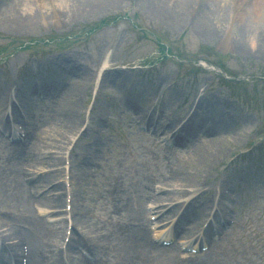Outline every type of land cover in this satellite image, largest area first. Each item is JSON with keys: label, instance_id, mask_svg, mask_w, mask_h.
Listing matches in <instances>:
<instances>
[{"label": "rangeland", "instance_id": "1", "mask_svg": "<svg viewBox=\"0 0 264 264\" xmlns=\"http://www.w3.org/2000/svg\"><path fill=\"white\" fill-rule=\"evenodd\" d=\"M226 1L233 11L225 16L224 23L211 22L209 33H204L197 27L200 5L195 0H190L181 22L175 25L150 14L144 7V0H109L102 4L91 0H0V49L9 38L25 40L56 33L64 35L69 31L72 34L103 17H110L108 24L91 31L90 36H81L80 32L75 41L62 46L67 48L53 49L48 55H31L27 50L10 55L4 63L3 59L0 60V97L9 94L8 88L19 85L16 81L11 82L10 71H19L18 81L23 84H33L37 80L31 75L33 73L45 81H57L59 78L63 83L52 103L40 107L48 110V115L41 121L40 132L32 140L30 150L23 147L7 159L5 150H0V237H3L2 230L9 231L10 226L26 236L21 220L18 221L25 211L24 223H29L30 217H36L44 226L52 225L46 222L44 214H40L42 208L52 207L56 210L52 215L66 217L68 223H74L79 217L78 212H83L82 218L96 226L98 236L94 237L95 244L104 247L108 228L105 218L110 211L103 189L107 187L105 180L116 157L124 152L123 180L127 195L130 193L133 199L141 200L157 187L161 190L155 191V196H160L158 199L161 201L193 197L187 208L190 211L198 207L199 210L190 213L187 219H182L183 215L180 217L185 224L181 227L183 238L194 239L203 222L215 217L213 213L227 221L222 205L216 207L213 202L219 179L226 177L224 184L229 186L226 191L236 195L233 223L226 222L225 234L209 244L206 256L199 263L264 264V0ZM216 2L207 0L209 6ZM244 4L261 10L254 25H250L255 19L252 15H248L249 22L244 16V19H238L234 8H243ZM19 8L21 12H18ZM17 12H33L31 23L22 24ZM166 46L169 47L168 54L165 53ZM61 64L68 68L66 71L70 75L59 73V76L45 67L61 68ZM40 66L44 68L35 70ZM105 67L108 70L104 71ZM100 71L103 74L99 78ZM29 94L31 96L33 92ZM159 97L162 102L156 105L155 100ZM66 101L76 115L71 131L57 123L65 118L63 103ZM0 111L3 113V108ZM158 112L161 114L157 115ZM152 119L159 125L158 134L167 132L162 133L163 129H172L176 136L182 135L184 128L189 132L185 147L178 154L168 151L165 154L169 156L164 161L147 160L159 149L151 135H146L141 129ZM201 124L203 133L198 130L190 132ZM201 135L204 136L201 142L213 137L214 144L221 145V153L215 155L212 151L203 155L209 161L197 164L195 155L201 145ZM144 136L153 144L145 142ZM96 137L101 141L97 156L94 155L96 162L82 170L79 165H82L81 161L92 158V143ZM37 141L38 145L33 146ZM127 142L130 145L124 151L121 148ZM205 144L209 145V142ZM30 152L34 158L53 156L55 161L56 156H60V160L41 162L36 166L28 157ZM14 158L16 161L10 169L7 160ZM170 168L181 176H172ZM40 173L52 174L44 182L49 189L56 187L49 196L60 194L57 204L41 205L37 201L40 197L37 187L33 183L28 187V177L35 176L37 180ZM81 177L86 178L82 185L85 186L83 201L74 205L69 214H60L58 209L62 210L64 205V189L76 190V180ZM19 196L24 197H21L22 203L17 200ZM226 198L225 193L219 195L220 203L225 204ZM173 204L169 206L171 212L165 215V220H159V224L170 227L176 211ZM123 218L125 228L126 225L134 227V218L128 212ZM145 219L144 239H151L147 228L149 222L147 217ZM48 220L54 219L48 217ZM60 222L58 238L53 241L57 245L63 240L59 242L63 219ZM167 226H161L162 233L168 231ZM81 228L82 236L93 235L88 226ZM75 230L79 232L78 227ZM42 241V247L47 249L48 244L44 239ZM71 243L75 245L69 251L70 255L73 254L71 261L83 264L85 257L78 248L84 247L77 239H72ZM98 248L95 246V251ZM84 249L90 254L88 249ZM20 254L19 249L18 258ZM40 254L36 251L35 259ZM67 254L68 250L67 253L60 252V260L71 264ZM101 254V261L110 264H120L123 260L120 251L102 250ZM133 259L134 254L130 255L129 261Z\"/></svg>", "mask_w": 264, "mask_h": 264}, {"label": "bare ground", "instance_id": "2", "mask_svg": "<svg viewBox=\"0 0 264 264\" xmlns=\"http://www.w3.org/2000/svg\"><path fill=\"white\" fill-rule=\"evenodd\" d=\"M86 2H89V0H85ZM95 1L96 3L102 4L105 2H108L109 0H91L93 3ZM217 2L214 3L213 5L209 6L207 3V0H201V5L198 10V24L197 27L200 29V31L206 33H209V27L210 23L216 21V23H224L225 16L229 13V11H233L231 9V4H228L226 0H216ZM190 6V0H144V7L145 9L150 12L153 16L161 17L163 20L168 22L169 24H178L182 20V15H185L186 10ZM237 8V15L239 16L238 19L239 21L242 16L247 22L250 21V18L248 15H252L253 18L260 16L258 15L261 13V10L256 7H248L247 4L243 8H239V6H236ZM18 12H21L20 8L18 9ZM16 13L18 14L21 19H22V24H29L31 23V19L33 17V12H28L27 14H22V13ZM264 13V11L262 12ZM197 18V19H198ZM216 18V19H215ZM243 18V19H244ZM258 18L253 19L250 22V25H254V21H256ZM258 24V23H257ZM258 31V28H257ZM259 36V34H258ZM256 36V37H258ZM63 110H65L66 115L65 118L59 119L57 121L59 126H64L67 128V130H73L75 126V113L71 112L73 111L68 104V102L63 103ZM76 132V131H75ZM214 138H205L203 142H201L200 147L198 151L196 152L197 156V164H201L202 162H207L209 161L208 158L204 157L203 155H209L213 151L215 155L217 153H221V145L214 144ZM209 142V145H206L205 143ZM100 143V138L96 137L94 139L93 147L92 150L96 151L98 149V145ZM38 145V141L33 143V146ZM31 144L28 148L30 150ZM33 148V147H32ZM31 161L36 163V166L41 165V162L43 163H52V162H58L60 160V156H56L55 161L53 156H47L48 158H42V157H32L31 152L29 156ZM52 157V158H51ZM27 160V158H26ZM89 164V162H82V165H79V167L84 170L86 166ZM171 175L173 174L178 175L179 173L173 172L170 170ZM180 175V174H179ZM52 174L50 173H40V175L37 177V180H35V176H29L28 181L30 178L29 186H32L34 184L35 187H37V193H40V197L37 199V201L41 205H49L50 203L57 204L58 201L60 200V194H55V195H50L49 193L52 190H55L56 187H52V189H49L48 185L46 184V180H49L51 178ZM181 176V175H180ZM179 176V178H180ZM177 177V176H176ZM86 181L85 177H81L78 180H76L75 186L77 187L76 190L72 191L71 194V199L73 205H76L79 203V201L82 199V191L81 187L83 183ZM42 182V183H40ZM48 182V181H47ZM33 183V184H32ZM40 183V184H39ZM40 185V186H39ZM155 202L158 203L160 199H158L157 196L154 197ZM52 207H47L46 209H50ZM53 209V208H52ZM132 210L131 213L134 214L135 217H137L141 223L144 221V217L146 216L145 211L143 210V207L141 206L140 202H136L133 204V207L130 209ZM129 210V211H130ZM26 216V211L24 212V215L22 214L21 218H19L18 221L21 220V224L25 229L26 232V241L28 245V259H27V264H51L52 261L54 260L55 256L57 255L58 248L55 243H53L54 240H57L58 235H59V226L57 227V230L53 227H48L44 226L40 220H38L36 217H30L28 219L29 223H24L23 220L25 219ZM32 222V224H31ZM77 222L82 225V226H88L86 223L80 219L77 220ZM92 228V227H91ZM130 235L142 246L144 254H142L141 257H137L134 259L133 264H152L153 261H162L164 263L168 264H200L198 259L193 256H183L178 253L177 250L173 247H160L155 245L152 242H149L147 238L144 239L145 237V230L143 226L141 225L137 229H130ZM16 235L14 236L12 232H9L8 234L5 235V238L11 239V242H4V247L3 250L4 252L7 253H12L15 254L18 251V246H19V240ZM95 236H88L86 238V244H90L93 242V238ZM42 239H44V242L48 244V248L44 249L42 247ZM40 251V257L35 259V252ZM186 257V258H184Z\"/></svg>", "mask_w": 264, "mask_h": 264}]
</instances>
